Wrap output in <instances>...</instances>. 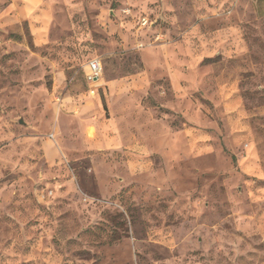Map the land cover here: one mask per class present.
I'll list each match as a JSON object with an SVG mask.
<instances>
[{
    "label": "rangeland",
    "instance_id": "obj_1",
    "mask_svg": "<svg viewBox=\"0 0 264 264\" xmlns=\"http://www.w3.org/2000/svg\"><path fill=\"white\" fill-rule=\"evenodd\" d=\"M0 264H264V0H0Z\"/></svg>",
    "mask_w": 264,
    "mask_h": 264
},
{
    "label": "built area",
    "instance_id": "obj_2",
    "mask_svg": "<svg viewBox=\"0 0 264 264\" xmlns=\"http://www.w3.org/2000/svg\"><path fill=\"white\" fill-rule=\"evenodd\" d=\"M149 21L147 18H141L140 24L141 26L145 27L146 25H148ZM88 68L90 71V77L93 80H97L99 79V77L102 74V66L101 63L97 60H93L88 64Z\"/></svg>",
    "mask_w": 264,
    "mask_h": 264
},
{
    "label": "crops",
    "instance_id": "obj_3",
    "mask_svg": "<svg viewBox=\"0 0 264 264\" xmlns=\"http://www.w3.org/2000/svg\"><path fill=\"white\" fill-rule=\"evenodd\" d=\"M87 70H88V72H89V74H90L89 68H87Z\"/></svg>",
    "mask_w": 264,
    "mask_h": 264
},
{
    "label": "water",
    "instance_id": "obj_4",
    "mask_svg": "<svg viewBox=\"0 0 264 264\" xmlns=\"http://www.w3.org/2000/svg\"><path fill=\"white\" fill-rule=\"evenodd\" d=\"M20 122H22V121H20Z\"/></svg>",
    "mask_w": 264,
    "mask_h": 264
}]
</instances>
